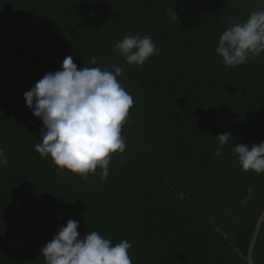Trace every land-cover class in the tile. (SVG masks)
Segmentation results:
<instances>
[{
  "label": "trees",
  "instance_id": "1",
  "mask_svg": "<svg viewBox=\"0 0 264 264\" xmlns=\"http://www.w3.org/2000/svg\"><path fill=\"white\" fill-rule=\"evenodd\" d=\"M261 7L264 0H0L8 160L0 164V264H46L42 246L68 220L81 238L97 231L114 245L128 240L133 264H249L264 174L243 171L231 149L264 141V53L231 67L216 48L233 21ZM127 35L151 36L159 55L125 63L115 45ZM67 56L78 69L121 67L118 81L133 97L126 150L113 155L103 182L99 168L84 180L35 151L44 126L24 93ZM253 260L264 264V222Z\"/></svg>",
  "mask_w": 264,
  "mask_h": 264
},
{
  "label": "clouds",
  "instance_id": "2",
  "mask_svg": "<svg viewBox=\"0 0 264 264\" xmlns=\"http://www.w3.org/2000/svg\"><path fill=\"white\" fill-rule=\"evenodd\" d=\"M232 20V17H228ZM125 63L143 66L160 49L151 36L127 35L115 45ZM216 52L225 66L236 67L264 53V7L252 11L242 22L233 21L220 35ZM91 64H97L93 57ZM83 67L78 69L73 56H67L62 69L45 74L24 93L26 105L43 122L42 143L35 151L51 157L62 171L78 174L87 180L89 174L99 173L103 182L109 175L114 154L124 153L126 141L122 129L126 124L133 97L118 81L122 68ZM220 147L229 143L230 132L216 135ZM237 154L242 170L264 174V141L251 147L238 144ZM8 163L0 149V164ZM251 195V190H249ZM247 199V198H246ZM77 221L68 220L52 240L42 246L46 264H133L129 250L132 244L122 240L113 244L97 231H88L81 238Z\"/></svg>",
  "mask_w": 264,
  "mask_h": 264
},
{
  "label": "water",
  "instance_id": "3",
  "mask_svg": "<svg viewBox=\"0 0 264 264\" xmlns=\"http://www.w3.org/2000/svg\"><path fill=\"white\" fill-rule=\"evenodd\" d=\"M263 222H264V212L262 213V215L259 218V221H258L257 226H256V231H255V234H254V238H253V241H252L250 249H249V255H248L249 264H254L253 250H254V247L256 245L257 237L259 235L260 229L262 228Z\"/></svg>",
  "mask_w": 264,
  "mask_h": 264
}]
</instances>
